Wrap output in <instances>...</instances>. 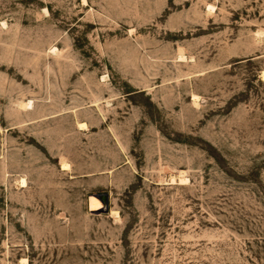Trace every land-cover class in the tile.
<instances>
[{
  "label": "rangeland",
  "instance_id": "374dc122",
  "mask_svg": "<svg viewBox=\"0 0 264 264\" xmlns=\"http://www.w3.org/2000/svg\"><path fill=\"white\" fill-rule=\"evenodd\" d=\"M263 72L264 0H0V264H264Z\"/></svg>",
  "mask_w": 264,
  "mask_h": 264
},
{
  "label": "bare ground",
  "instance_id": "6f19581e",
  "mask_svg": "<svg viewBox=\"0 0 264 264\" xmlns=\"http://www.w3.org/2000/svg\"><path fill=\"white\" fill-rule=\"evenodd\" d=\"M83 2H85V0H83ZM263 78H264V72H263ZM197 100H198V97L194 95L193 96V101L196 103ZM31 106H32L31 102H29L28 104L25 105L26 108L27 107L30 108ZM85 126H86L85 124H79V127L81 129L85 128ZM67 168H68V165L67 164H63L62 169L63 170H66ZM185 180L186 179L183 176L180 175V177L171 176L168 181H169V183H175V184L176 183H179V184H183V183H185ZM20 183H21L22 186H24L26 182H25L24 179H22ZM94 198H96L99 201V203L102 206V208L101 207L100 208H96L95 206L92 205V200ZM88 206L90 207V211L91 212H99V211H102L105 208V206L100 201V199L98 197H94V196L93 197H90L89 202H88ZM110 216L111 217H114V218H117L118 217V212L116 210H112L110 212ZM23 261L25 262V260H22V262Z\"/></svg>",
  "mask_w": 264,
  "mask_h": 264
},
{
  "label": "water",
  "instance_id": "95a60500",
  "mask_svg": "<svg viewBox=\"0 0 264 264\" xmlns=\"http://www.w3.org/2000/svg\"><path fill=\"white\" fill-rule=\"evenodd\" d=\"M99 199H100V201L103 203V205L105 206V207H107V202H108V196L107 195H98L97 196ZM103 211V210H102ZM105 212H107V209L105 208V210H104Z\"/></svg>",
  "mask_w": 264,
  "mask_h": 264
}]
</instances>
